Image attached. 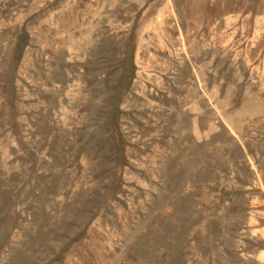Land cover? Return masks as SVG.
Instances as JSON below:
<instances>
[{
    "label": "rangeland",
    "instance_id": "obj_1",
    "mask_svg": "<svg viewBox=\"0 0 264 264\" xmlns=\"http://www.w3.org/2000/svg\"><path fill=\"white\" fill-rule=\"evenodd\" d=\"M0 264H264V0H0Z\"/></svg>",
    "mask_w": 264,
    "mask_h": 264
}]
</instances>
